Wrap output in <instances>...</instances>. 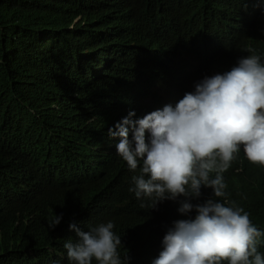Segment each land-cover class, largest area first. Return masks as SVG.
<instances>
[{"label":"trees","instance_id":"16d2710c","mask_svg":"<svg viewBox=\"0 0 264 264\" xmlns=\"http://www.w3.org/2000/svg\"><path fill=\"white\" fill-rule=\"evenodd\" d=\"M250 54L264 58V0H0V264H70L75 229L109 220L125 264H152L173 223L218 198L201 185L198 197L137 199L139 168L109 129L175 107ZM220 175L221 202L264 232V167L241 149Z\"/></svg>","mask_w":264,"mask_h":264},{"label":"clouds","instance_id":"9594fccd","mask_svg":"<svg viewBox=\"0 0 264 264\" xmlns=\"http://www.w3.org/2000/svg\"><path fill=\"white\" fill-rule=\"evenodd\" d=\"M134 115L130 111L108 134L120 138L116 153L128 169L139 168L129 188L137 199L150 198L154 206L181 195L198 197L201 185L218 198L196 205L194 219L175 221L152 264H264L257 248L264 232L243 208L219 199L226 187L220 173L241 149L250 163L264 167V58L250 54L230 71L205 77L175 107L165 105L137 120ZM213 171L217 175L210 178ZM193 207L185 201L178 211ZM60 219L54 216L49 227ZM114 228L109 220L87 232L75 229L78 239L64 244L70 264H125Z\"/></svg>","mask_w":264,"mask_h":264},{"label":"bare ground","instance_id":"6f19581e","mask_svg":"<svg viewBox=\"0 0 264 264\" xmlns=\"http://www.w3.org/2000/svg\"><path fill=\"white\" fill-rule=\"evenodd\" d=\"M132 244V243H131Z\"/></svg>","mask_w":264,"mask_h":264}]
</instances>
